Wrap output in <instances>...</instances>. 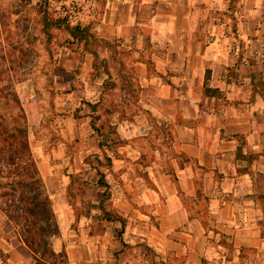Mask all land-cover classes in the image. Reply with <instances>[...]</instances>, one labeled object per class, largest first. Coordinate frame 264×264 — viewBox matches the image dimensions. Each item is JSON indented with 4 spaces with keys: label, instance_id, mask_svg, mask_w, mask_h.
<instances>
[{
    "label": "crops",
    "instance_id": "crops-1",
    "mask_svg": "<svg viewBox=\"0 0 264 264\" xmlns=\"http://www.w3.org/2000/svg\"><path fill=\"white\" fill-rule=\"evenodd\" d=\"M98 4L97 37L128 53L146 117L171 133L177 156L167 178L153 170L152 186L127 159L108 157L103 171L101 132L88 116L69 117L60 155L54 154L61 159L55 176L41 175L61 230L53 250L69 264H107L106 257L116 264L124 244L114 240L112 230L145 231L144 221L151 220L142 212L145 206L153 207L160 226L146 229L148 241L162 249L169 243L181 247L187 264H239L243 250L264 249V0ZM123 82L127 99L130 83ZM60 86L69 89L66 100H90L83 107L91 109L105 92L104 80H62ZM69 144L75 145L73 157L64 151ZM37 151L42 163L50 162L43 148ZM90 153L97 164L86 168ZM88 169L90 192L69 189ZM87 209L92 213L84 214ZM1 213L5 226L12 225ZM72 227L80 229L75 238ZM98 227L104 236L92 233ZM5 234L0 256L8 264L35 262L21 238ZM222 237L232 249L223 247Z\"/></svg>",
    "mask_w": 264,
    "mask_h": 264
},
{
    "label": "rangeland",
    "instance_id": "rangeland-1",
    "mask_svg": "<svg viewBox=\"0 0 264 264\" xmlns=\"http://www.w3.org/2000/svg\"><path fill=\"white\" fill-rule=\"evenodd\" d=\"M43 12L53 18H66L72 26L89 27L92 37L88 42H81L67 31L55 28L51 29L50 36L45 35ZM99 12L98 0H0V114L9 119L10 127L14 126L10 119L18 114L19 108L12 100L15 95L19 97L27 115L21 125L28 130L31 150L42 176L45 171L55 176V167L61 159H54V154L60 155L59 146L64 143L61 131L66 120L69 117L88 116L102 135L101 169L105 171L109 166L108 157L127 159L146 185L152 186L151 173L155 168L160 169L166 178L173 172L172 163L177 156L173 139L163 124L159 125L146 117V108L138 98L136 83L132 80L135 71L132 63H129L128 53L121 49L120 44L97 37L95 28ZM62 80H104L105 92L101 103L91 109L83 107L90 100L81 102L77 97L66 100L63 94L69 89L60 86ZM123 80L130 83L131 95L127 99L120 90ZM42 148L45 157L52 156L48 165L37 156V150ZM74 148L73 144L66 146V156L73 157ZM92 156L90 153L86 168L97 164ZM90 172L88 169L86 177L75 178L69 189L73 192L89 191L93 176ZM4 173L3 176L7 177V170ZM9 180L3 178L1 182L5 184ZM56 185L57 178L54 179ZM203 201L201 198L198 204L202 211L205 208ZM51 202L53 205L52 199ZM87 212L89 214L90 210L87 209L84 214ZM142 212L151 217V220L144 221L145 231L136 233L130 230L128 234L127 231L112 230L114 240L124 244L117 252L118 260L115 263L187 264L185 250L181 247L176 248L169 243L166 249H162L148 241L146 229L160 231V226L152 218L153 207L145 206ZM98 217L102 218V215ZM5 221L0 215V240L1 235L7 237L5 233L9 231H12L14 238H21L20 230L11 222L12 225L6 227ZM103 231L98 227L92 233L104 236ZM77 232H80L79 227H72L69 233L75 238ZM142 238L145 241H141ZM13 242L17 243V240ZM221 242L226 249L233 248L228 239L222 237ZM4 259L5 255L0 256V264H8ZM106 261L107 264L111 263L107 257L104 263ZM54 263L69 264L63 253ZM30 264L35 262L31 261ZM239 264H264V249L243 250Z\"/></svg>",
    "mask_w": 264,
    "mask_h": 264
},
{
    "label": "trees",
    "instance_id": "trees-1",
    "mask_svg": "<svg viewBox=\"0 0 264 264\" xmlns=\"http://www.w3.org/2000/svg\"><path fill=\"white\" fill-rule=\"evenodd\" d=\"M42 14V11H40ZM44 34L50 36L52 28L67 31L74 39L88 42L90 28L72 26L66 18H53L43 12ZM13 102L19 108L9 119L0 114V211L20 230L21 239L31 251L36 264H55L61 256L52 248V239L60 234L46 184L35 160L28 130L21 122L27 118L18 96ZM4 170H7V177ZM3 178L10 179L2 183ZM53 261V262H52Z\"/></svg>",
    "mask_w": 264,
    "mask_h": 264
}]
</instances>
